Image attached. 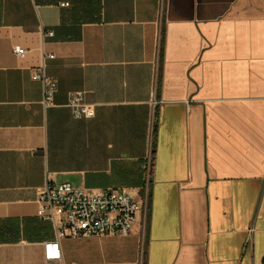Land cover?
I'll return each instance as SVG.
<instances>
[{"label":"crops","instance_id":"obj_1","mask_svg":"<svg viewBox=\"0 0 264 264\" xmlns=\"http://www.w3.org/2000/svg\"><path fill=\"white\" fill-rule=\"evenodd\" d=\"M62 181L147 196L125 235L60 239L64 263L264 264V0H0V264H62L36 215Z\"/></svg>","mask_w":264,"mask_h":264},{"label":"built area","instance_id":"obj_2","mask_svg":"<svg viewBox=\"0 0 264 264\" xmlns=\"http://www.w3.org/2000/svg\"><path fill=\"white\" fill-rule=\"evenodd\" d=\"M68 2H60V6H68ZM46 35H52L47 31ZM12 52L23 57L27 50L20 45H14ZM53 55L44 53L42 64L31 74V79L42 85V104L51 105L53 93L57 83L48 78L44 72L45 58ZM66 106L71 109L74 118H88L94 114L91 104L84 102L83 92H73L67 100ZM151 155L148 153L144 161V184L149 183ZM36 215L42 220L51 222L54 237L42 242V257L45 262L62 261L60 239L80 238L103 234H127L134 223L141 217L143 223L147 196L136 198L135 193L124 187H105L87 189L75 186L68 181L46 182L37 190Z\"/></svg>","mask_w":264,"mask_h":264},{"label":"rangeland","instance_id":"obj_3","mask_svg":"<svg viewBox=\"0 0 264 264\" xmlns=\"http://www.w3.org/2000/svg\"><path fill=\"white\" fill-rule=\"evenodd\" d=\"M88 239H74V240H67L66 241V248L68 253L75 258V256H79L80 254H83L84 252H89L90 250H96L98 249V246H92L90 241H87ZM94 242V241H92Z\"/></svg>","mask_w":264,"mask_h":264}]
</instances>
